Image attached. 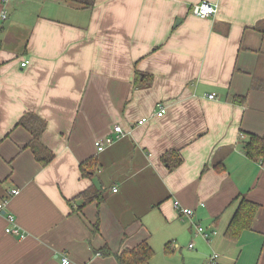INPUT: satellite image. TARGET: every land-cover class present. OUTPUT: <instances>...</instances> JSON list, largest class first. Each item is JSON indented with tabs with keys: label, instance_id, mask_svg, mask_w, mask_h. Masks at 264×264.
Listing matches in <instances>:
<instances>
[{
	"label": "crops",
	"instance_id": "obj_1",
	"mask_svg": "<svg viewBox=\"0 0 264 264\" xmlns=\"http://www.w3.org/2000/svg\"><path fill=\"white\" fill-rule=\"evenodd\" d=\"M203 1L215 16L192 14ZM2 8L0 198L18 191L5 212L26 235L6 234L0 215V264H117L98 251L143 241L154 251L146 264H264V157L244 151L250 136L264 137V0H94L90 10L0 0ZM32 118L37 140L19 124ZM114 126L128 135L98 153L95 142ZM170 150L182 161L169 170ZM91 185L106 198L83 206L76 197ZM242 199L259 209L229 239ZM174 201L193 217L179 216ZM193 223L214 234L203 240Z\"/></svg>",
	"mask_w": 264,
	"mask_h": 264
},
{
	"label": "trees",
	"instance_id": "obj_2",
	"mask_svg": "<svg viewBox=\"0 0 264 264\" xmlns=\"http://www.w3.org/2000/svg\"><path fill=\"white\" fill-rule=\"evenodd\" d=\"M71 4L78 6V8L84 10H90L93 7L94 0H67ZM33 122L30 125L26 124L27 120L22 119L19 124L23 125L30 132L34 140H37L40 132V125L34 123L36 120L32 118ZM44 125V124H43ZM43 127V126H42ZM31 146V143L29 144ZM31 150L36 160L41 165H47L50 163L52 156L41 152L39 146L33 144ZM244 151L250 158H262L264 157V137H258L255 135L250 136L249 141L244 145ZM164 162L168 164V169H174L181 164V158L177 150H170L164 154ZM87 168V164H82L81 171L84 175H89L88 172L92 171ZM88 171V172H87ZM76 198L81 199L83 206L96 202L98 205L101 204L106 198L105 190L98 188L95 185H91L86 190L81 192ZM2 198H0L1 200ZM259 206L255 203L249 202L242 199L236 209L235 214L232 217L227 230L226 236L229 239L236 240L245 230H249L251 224L256 216ZM96 231V230H95ZM102 256L112 255L117 264H146L152 259L154 251L148 245L147 242L143 241L133 248L124 249L118 253H112L106 246L98 251Z\"/></svg>",
	"mask_w": 264,
	"mask_h": 264
},
{
	"label": "built area",
	"instance_id": "obj_3",
	"mask_svg": "<svg viewBox=\"0 0 264 264\" xmlns=\"http://www.w3.org/2000/svg\"><path fill=\"white\" fill-rule=\"evenodd\" d=\"M10 1L13 0H3V4L7 5ZM216 6L211 4L210 2H201L199 4H196L192 7V14L199 17V18H210L215 16L216 13ZM8 19V11L5 8L0 9V25L4 23ZM27 64V62L22 63L20 66L24 67ZM214 95H209V99H214ZM165 114V108L162 105H158V111L155 113L156 117H161ZM147 122V118H142L140 119L136 124L137 126H140L144 123ZM112 135L107 136L106 138L102 140H97L94 144L95 149L98 153L103 152L106 148L110 147L114 142L123 139L125 136H127L129 132H124L120 126H114L112 129ZM113 192H116V188L112 189ZM18 194L17 190H11L8 194V196H15ZM7 196V197H8ZM4 197L3 199L0 200V215H3L5 217V220L7 222V227L5 228V233L8 235H12L15 237H18L20 239L25 238V232L16 224L14 217L11 214H6L5 208L8 204V198ZM173 207L174 210L178 213L179 216H184L188 218H192L194 215L193 210L189 208H184L181 206V204L178 201L173 202ZM193 229H194V235L201 237L203 240L207 241L209 237L214 234L210 235L207 233L203 227L200 225H196L193 223ZM188 248L191 249L193 248V244H189ZM216 256L214 255L210 260L215 258ZM62 264H69V261L67 258L62 257L61 259Z\"/></svg>",
	"mask_w": 264,
	"mask_h": 264
},
{
	"label": "rangeland",
	"instance_id": "obj_4",
	"mask_svg": "<svg viewBox=\"0 0 264 264\" xmlns=\"http://www.w3.org/2000/svg\"><path fill=\"white\" fill-rule=\"evenodd\" d=\"M15 9H16V12H18V9H17V7L15 6ZM11 12H13V10H11Z\"/></svg>",
	"mask_w": 264,
	"mask_h": 264
}]
</instances>
